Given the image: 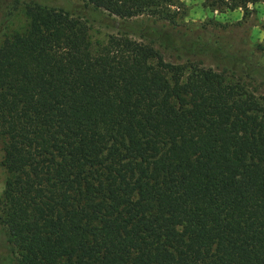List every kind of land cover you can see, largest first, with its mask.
Returning a JSON list of instances; mask_svg holds the SVG:
<instances>
[{
  "label": "trees",
  "instance_id": "16d2710c",
  "mask_svg": "<svg viewBox=\"0 0 264 264\" xmlns=\"http://www.w3.org/2000/svg\"><path fill=\"white\" fill-rule=\"evenodd\" d=\"M179 1L27 0L0 42V264H264V68L178 43Z\"/></svg>",
  "mask_w": 264,
  "mask_h": 264
},
{
  "label": "rangeland",
  "instance_id": "374dc122",
  "mask_svg": "<svg viewBox=\"0 0 264 264\" xmlns=\"http://www.w3.org/2000/svg\"><path fill=\"white\" fill-rule=\"evenodd\" d=\"M177 9L176 25L172 30L177 33V42L201 40L208 44H218L223 50L238 58L246 59L251 65L264 68V6L261 2L234 10H212L206 6L205 0H180ZM27 0H0V42L4 37L14 33H22L27 26L24 7ZM113 30L92 25L91 40L102 43ZM165 60L176 62L184 60L170 52H163ZM181 58V59H176ZM202 66L238 71L230 63L214 60L208 56L190 57ZM260 89L257 90L260 92ZM2 158L0 143V160ZM5 173L0 166V198ZM0 256V261H1ZM16 264V263H14Z\"/></svg>",
  "mask_w": 264,
  "mask_h": 264
}]
</instances>
